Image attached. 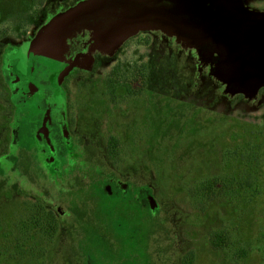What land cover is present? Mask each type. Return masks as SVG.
<instances>
[{"label":"flooded vegetation","instance_id":"obj_1","mask_svg":"<svg viewBox=\"0 0 264 264\" xmlns=\"http://www.w3.org/2000/svg\"><path fill=\"white\" fill-rule=\"evenodd\" d=\"M0 28H25L0 44V93L9 108L0 193L23 198V222L12 216L7 233L24 240L13 244L23 264H194L173 220L159 216L142 167L116 168L125 155L118 138L103 150L78 128L73 80L77 87L84 74L107 68L105 95L111 102L136 95L140 109L129 107L139 119L131 125L154 129L140 96L150 77L144 56L136 66L119 60L135 40L151 47L153 65L165 58L204 64L216 87H225L227 106L260 102L264 0H0ZM154 84L151 103L159 109V91L174 89H159L158 71ZM202 95L193 92L191 102Z\"/></svg>","mask_w":264,"mask_h":264},{"label":"rangeland","instance_id":"obj_2","mask_svg":"<svg viewBox=\"0 0 264 264\" xmlns=\"http://www.w3.org/2000/svg\"><path fill=\"white\" fill-rule=\"evenodd\" d=\"M24 29L0 28V44L6 41L3 37L15 38L14 32ZM160 49L161 56H166L167 49L162 46ZM151 50L150 46L141 47L132 40L119 50V60L121 66H136L144 56L150 77L140 96L146 100L145 121L150 118L154 129L131 125V121L139 119L137 113L136 117L130 113V107L140 109L136 95L129 94L116 102L105 95L107 68L102 73L84 74L77 87L76 79L73 80L72 89L78 91V96L74 95L72 111L78 128L93 135L103 150L110 136L118 138L125 155L116 168L121 172L142 167V183L154 189L162 210L159 216L173 220L177 243L179 236L185 238L181 248L194 253V264H264V243L260 238L264 197L249 198L245 186L230 189L236 181L234 176L239 177L238 181H244L248 175L264 180V96L260 102L234 106L232 100L231 106H227L223 101L225 87H216L218 82L208 75L214 77L215 73L206 70L204 64L190 58L186 64L175 59L177 64H174L165 58L153 65ZM156 70L159 89H174L159 91V109L151 103L150 95L151 89L156 87ZM153 71L155 76L151 77ZM195 91H204L205 95L191 102ZM8 109L0 93V141L5 134ZM125 112H128L127 117L121 116ZM217 175H224L230 181L227 193L208 202L195 199L194 185ZM2 186L0 182V188ZM22 200L20 196L12 198V194L0 193V264H23L13 244L15 242L16 248L23 246L24 240L16 233L15 237L7 238L12 229L11 217L23 222L19 203ZM219 229L230 232V249L217 250L211 246L210 235ZM254 239L256 250L242 259L232 256L234 251L248 249ZM11 254L16 258L12 259Z\"/></svg>","mask_w":264,"mask_h":264},{"label":"trees","instance_id":"obj_3","mask_svg":"<svg viewBox=\"0 0 264 264\" xmlns=\"http://www.w3.org/2000/svg\"><path fill=\"white\" fill-rule=\"evenodd\" d=\"M114 139L112 138L111 141ZM263 145H264V135H263ZM256 159V158H255ZM236 178V181L234 184L230 183L227 178H225L224 175H217L213 178H206L199 180L196 183V189L192 191V194L198 201L201 202H208L216 197L222 196V194L227 193L228 186H230V189L233 190L234 187L238 186H245L248 190V196L249 198H255L257 200L264 197V180L262 177H256V176H247L244 181L241 179L238 181L237 176H234ZM233 195V194H232ZM263 232V233H262ZM261 236V242L264 243V219L262 221V228L260 231ZM231 234L227 229H221L214 231L210 236V242L212 247H214L217 250H227L230 249L232 246V240H231ZM256 240L254 239L253 242L249 245L248 249H243L241 251H234V254L232 255L234 258H245L250 253L251 250H256L254 242ZM247 250V251H246ZM262 252L261 249H257Z\"/></svg>","mask_w":264,"mask_h":264},{"label":"water","instance_id":"obj_4","mask_svg":"<svg viewBox=\"0 0 264 264\" xmlns=\"http://www.w3.org/2000/svg\"><path fill=\"white\" fill-rule=\"evenodd\" d=\"M249 84H250V85H249L248 87H254V84H255V83H254V80H251ZM255 87H256V86H255ZM246 90H248V88H246Z\"/></svg>","mask_w":264,"mask_h":264}]
</instances>
